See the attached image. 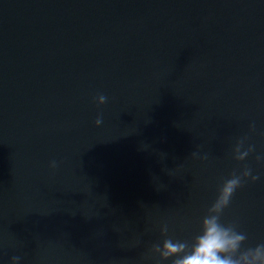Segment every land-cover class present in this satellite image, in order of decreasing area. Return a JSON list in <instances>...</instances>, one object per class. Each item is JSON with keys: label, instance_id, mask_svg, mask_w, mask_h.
Masks as SVG:
<instances>
[{"label": "water", "instance_id": "obj_1", "mask_svg": "<svg viewBox=\"0 0 264 264\" xmlns=\"http://www.w3.org/2000/svg\"><path fill=\"white\" fill-rule=\"evenodd\" d=\"M257 155L264 0H0V264H157L151 246L191 243L245 164L260 179L221 222L255 247Z\"/></svg>", "mask_w": 264, "mask_h": 264}, {"label": "clouds", "instance_id": "obj_2", "mask_svg": "<svg viewBox=\"0 0 264 264\" xmlns=\"http://www.w3.org/2000/svg\"><path fill=\"white\" fill-rule=\"evenodd\" d=\"M107 99L101 94L96 97V102L98 105H103ZM102 123V117L98 116L95 125L99 127ZM250 130L255 131L254 123L250 125ZM246 140L247 137L241 138L233 148V159L238 162L245 161L251 153L255 152L253 144H248L245 148ZM197 155L196 152L192 153L193 157ZM202 159H207V156ZM255 159L257 162L264 161V155H257ZM49 166L55 169L58 164L52 161ZM249 178L252 182L260 179L259 175H253V169L245 164L242 168L234 170L230 178L223 181L215 201L202 218L200 233L191 243L170 237L165 238L162 244H153L144 258L159 257L157 264L168 260H171V264H264V243L257 244L255 247H242L247 240V234L238 231L235 223L221 222L224 210L229 207L235 192L243 187ZM168 231L167 223L161 225L162 235L166 236ZM20 260L21 257L13 256L11 264H19Z\"/></svg>", "mask_w": 264, "mask_h": 264}]
</instances>
